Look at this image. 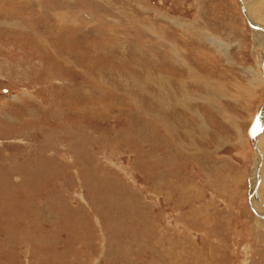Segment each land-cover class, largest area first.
Returning a JSON list of instances; mask_svg holds the SVG:
<instances>
[{
	"label": "rangeland",
	"instance_id": "rangeland-1",
	"mask_svg": "<svg viewBox=\"0 0 264 264\" xmlns=\"http://www.w3.org/2000/svg\"><path fill=\"white\" fill-rule=\"evenodd\" d=\"M258 49L239 0H0V264H264Z\"/></svg>",
	"mask_w": 264,
	"mask_h": 264
},
{
	"label": "bare ground",
	"instance_id": "bare-ground-1",
	"mask_svg": "<svg viewBox=\"0 0 264 264\" xmlns=\"http://www.w3.org/2000/svg\"><path fill=\"white\" fill-rule=\"evenodd\" d=\"M239 1L241 3L242 8H243V12H244L245 18L248 21L249 26L253 29V33H254V36H255V44L259 47V49L255 50L254 52H255L256 55L257 54H261L262 58H263L264 57V26L260 25L259 23H256V21H254L250 17L251 15L248 12V6H249V3H250L249 2L250 0H239ZM257 6L259 8H262L261 12H258L257 20H258V18L264 19V3H262V1H261L258 4H256L255 7H257ZM255 10L257 11V9H255ZM220 46H222V45H220ZM262 126L261 127L258 126L257 130L255 129V131H253V134H251L252 136H250L251 138L249 139V141L251 142V145H253V147H254L255 155H256V160H255V166L256 167L254 168L253 176L251 178L253 180L251 181V189L252 190H251V195H250L251 196L250 197V203L252 205L253 211L258 216L259 222H263V224H264V202H262L261 200L259 202V199H258L257 203L259 202L261 204V205L259 204L258 206H256V204L254 205V202H253V200H254V198H253V191L254 190L253 189L257 188L255 186H259L261 183L263 184V182H264L263 181L264 180V154L258 148V140L260 139V136H261V134H263L262 132L264 131V125H262ZM259 187H261V186H259ZM260 189L263 190V188H260Z\"/></svg>",
	"mask_w": 264,
	"mask_h": 264
},
{
	"label": "water",
	"instance_id": "water-1",
	"mask_svg": "<svg viewBox=\"0 0 264 264\" xmlns=\"http://www.w3.org/2000/svg\"><path fill=\"white\" fill-rule=\"evenodd\" d=\"M255 129H256V128H255V126H253V128H252V131H251V132L255 131ZM255 134H256V133H255ZM251 136H252V135H251Z\"/></svg>",
	"mask_w": 264,
	"mask_h": 264
}]
</instances>
